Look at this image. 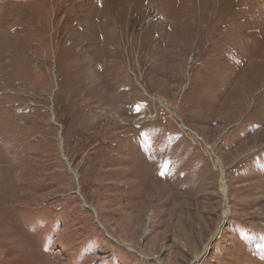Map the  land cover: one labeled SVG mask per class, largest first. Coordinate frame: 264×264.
<instances>
[{"label":"rangeland","instance_id":"1","mask_svg":"<svg viewBox=\"0 0 264 264\" xmlns=\"http://www.w3.org/2000/svg\"><path fill=\"white\" fill-rule=\"evenodd\" d=\"M0 264H264V0H0Z\"/></svg>","mask_w":264,"mask_h":264},{"label":"bare ground","instance_id":"2","mask_svg":"<svg viewBox=\"0 0 264 264\" xmlns=\"http://www.w3.org/2000/svg\"><path fill=\"white\" fill-rule=\"evenodd\" d=\"M222 190L224 193H226V186L224 185V183H222ZM227 215H228V212H225V218L227 217ZM220 231H221V229H219V233H220Z\"/></svg>","mask_w":264,"mask_h":264}]
</instances>
